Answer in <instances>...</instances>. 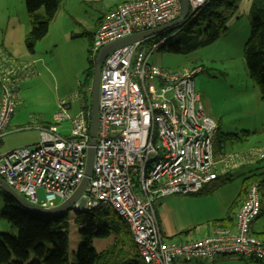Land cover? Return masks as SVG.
I'll return each mask as SVG.
<instances>
[{"label": "built area", "instance_id": "1", "mask_svg": "<svg viewBox=\"0 0 264 264\" xmlns=\"http://www.w3.org/2000/svg\"><path fill=\"white\" fill-rule=\"evenodd\" d=\"M187 1L189 19L209 0ZM180 13V0L122 2L103 15L91 53L94 56L115 39L170 23ZM150 38L118 46L102 62L91 175L72 208H111L127 223L146 264H187L217 254L264 263V241L251 231L261 211L255 181L247 185L233 227H215L188 240L169 239L163 233L155 210L158 198L200 193L231 168L264 159V145L226 154L221 144L217 154V123L204 110L194 87L200 68L169 71L151 63L150 54L159 42H148ZM36 74L33 60L15 57L0 46V143L19 98L20 82ZM69 103L59 101L54 123L38 127L37 142L0 151V177L42 208L64 201L84 177L90 109L71 115ZM66 120L70 131L61 134L56 124Z\"/></svg>", "mask_w": 264, "mask_h": 264}, {"label": "rangeland", "instance_id": "2", "mask_svg": "<svg viewBox=\"0 0 264 264\" xmlns=\"http://www.w3.org/2000/svg\"><path fill=\"white\" fill-rule=\"evenodd\" d=\"M100 3L96 0H61L49 22L47 33L36 41L34 52L30 53L24 45L25 35L30 29L24 0H0V46L3 47L4 43L5 50H14L17 53L23 51L24 55L20 58L35 59L41 68L40 74L35 75L36 78H26L32 80L24 92H19L20 101H25L26 105L24 113L28 111L38 119L45 116L48 123L53 124L52 116L58 109L59 101L66 99L74 105L82 100L80 83L85 77L87 59L93 56L90 53L88 33L95 31L101 12ZM248 24L250 32L249 21ZM242 30L243 26L240 24L232 27L229 32H222L211 44L188 54L177 53L165 46L154 49L149 57L151 63L169 71L183 67L200 68L193 78L194 87L201 96L204 110L217 123V137L222 141V150L226 154L246 153L252 148L264 145V101L244 65V43H238L236 38V33ZM149 44L145 43L143 46L149 48ZM21 127L26 130L9 136V143L14 144L13 146L19 145L24 137L32 142L38 136V130H35L33 124ZM56 127L61 134H68L70 122H59ZM260 166H264V159L231 168L227 175L219 176L208 184L203 192L170 194L158 198L155 210L166 214L168 224L173 228L187 231L174 235L175 240L180 237L194 239V236L198 237L206 232L214 219L225 216L230 209L232 213L235 212L234 202L243 187L250 182L247 179L251 174L249 172L259 171ZM259 193L261 213L253 223V231L258 233L261 230L260 224L264 225V186L260 187ZM38 198L43 199L42 189L38 190ZM3 205V196L0 193V232L15 235L16 227L2 216ZM67 216V264H76L82 235L74 220L75 209L70 208ZM1 224L5 226L2 227ZM110 242L111 237H94L92 246L99 251ZM211 259L207 258L203 263L263 264L251 258L231 254H217Z\"/></svg>", "mask_w": 264, "mask_h": 264}, {"label": "trees", "instance_id": "3", "mask_svg": "<svg viewBox=\"0 0 264 264\" xmlns=\"http://www.w3.org/2000/svg\"><path fill=\"white\" fill-rule=\"evenodd\" d=\"M60 2L61 0H24L30 23L24 45L30 53L33 52L36 41L47 33L49 22ZM236 7V0H209L191 18H186L172 30L151 37L148 42L158 41L155 49L167 46L168 49L177 53L188 54L214 42L227 29V17L223 11L233 12ZM248 16L250 32L243 44L242 56L249 76L258 87L260 98L264 101V0H251ZM101 19L98 23L96 22L95 30ZM94 32L88 33L89 47L93 41ZM94 57H88V65L84 70L85 77L80 83L85 110L90 109ZM217 134L218 130L215 146L222 144ZM259 168V171H250L251 174L247 179L250 182H257L260 188L264 186V166ZM247 185L239 193L234 202L235 205L243 201ZM204 190L206 187L201 192ZM0 193L4 201L2 216L17 229L15 235L0 232V264H67V211L55 216L37 214L22 209L9 194L1 190ZM231 211L232 209L225 216L214 219L211 226L231 227L235 213ZM75 213L74 220L78 223V231L82 235V241L77 249L76 264H146L137 251L127 223L111 208L75 210ZM183 232L187 231L183 230L177 234ZM256 236L264 241V230ZM94 237H111V242L97 251L92 246ZM169 239L174 238L172 236Z\"/></svg>", "mask_w": 264, "mask_h": 264}, {"label": "crops", "instance_id": "4", "mask_svg": "<svg viewBox=\"0 0 264 264\" xmlns=\"http://www.w3.org/2000/svg\"><path fill=\"white\" fill-rule=\"evenodd\" d=\"M96 1L101 2L100 4L102 5L101 6L100 16L98 17V19L96 21L98 23V21L101 19V17L108 10L113 9L116 6H118L119 4H121L122 2H125V1H128V0H96ZM250 1L251 0H236V6L237 7H236V9L233 12L232 11H228V10H224L223 11L225 16L227 17V21H226L227 29L224 31V33L226 31L229 32V30L232 27L239 26V24H240V26H243V30L241 32H239V33H236V38L238 40V43H244L246 38H247V36L249 35V24H248L249 16H248V12H249ZM232 40H235V38L232 37ZM2 45L6 49V47L4 46V43ZM7 51L9 53H11L13 56L18 57V58L23 57V55H24L23 51L21 53H17L14 50L13 51L7 50ZM33 52H34V50H33ZM26 60H33L34 61L35 68L37 69V74L36 75H39L40 71H41V68L37 64V60H35V59H26ZM34 77L36 78V76H34ZM31 80L24 79L19 84V91H18L19 101L17 99V102H16L15 107H14V111H13V113L11 115V119L9 121V125H8V128H7V131L1 138L0 151H7V150L11 149L12 147H17V146H20V145H31V144H34L38 140V136H37L36 140H34L32 142L30 140H28L26 137H24L22 139V141L19 142V145H16V146H13L14 144L9 143L8 139H9V136L12 133L17 132V131L26 130V128L22 129V127H21V126H23L25 124H33V126L36 128L35 130H38L39 126L45 125V124H47L49 122V121L46 120L45 116H41V118L38 119V118L34 117V115L31 114L28 111L26 113H24V111L26 110V105L24 104L25 101H23V102L20 101L21 95H20L19 92H20V90L24 92L25 89L28 88V86H29L28 83ZM82 96H83V94H82ZM84 102H85L84 96H83L82 100H79V101L75 102L74 105H73L72 102H70L69 103V108H68L69 113L71 115H76L80 111V109L83 108ZM77 103H79V104H77ZM22 123H24V124H22ZM37 133H38V131H37ZM219 146H220V144L215 146V151H216L217 154H218ZM241 202H242V200L239 203H237L235 212L238 209V207L240 206ZM156 213H157V216H158V219H159L160 227H161V229H162V231H163V233L165 234L166 237H168V238L172 237V236L176 235L177 233L183 231V230H180V228H173L170 224H168V221L166 219V214L164 215L163 212H160L158 210L156 211ZM260 213H261V211H260ZM234 215H235V213H234ZM254 221H253V223H255ZM253 223L251 225V231H252V233L254 235H256V233H258V232H254L253 231ZM233 225H234V220H233V223H231L230 226L233 227ZM4 226L5 225L3 224L2 227H4ZM260 227H261L260 232H262L264 230V225L262 226V224H260ZM214 229H215V227L211 226L206 232H202L198 237L197 236H194V237L195 238L203 237V236L211 233ZM178 240H188V238L187 237H185V238L180 237ZM205 260H207V259H202V260H197V261H194V260L193 261H188L187 264H204L203 261H205Z\"/></svg>", "mask_w": 264, "mask_h": 264}, {"label": "water", "instance_id": "5", "mask_svg": "<svg viewBox=\"0 0 264 264\" xmlns=\"http://www.w3.org/2000/svg\"><path fill=\"white\" fill-rule=\"evenodd\" d=\"M181 3V13L177 19L174 21L164 24L162 26L152 28L149 30H144L136 32L125 37L115 39L109 43L104 44L94 55V70L90 85V122H89V146L86 150V164L84 177L73 191V193L66 198L64 201L58 203L57 205L50 208H42L33 205L26 201L21 195H19L13 188H11L1 177H0V190L9 194L14 201L24 210H28L37 214H43L47 216H55L60 213L68 211L72 208V205L78 199L80 194L86 187L92 170L93 154H94V144L96 138L97 130V111H98V84L99 76L101 71V65L104 58L111 52L114 48L121 46L123 44L131 43L133 41L153 37L164 31L172 30L174 27L180 25L188 16L189 4L187 0H180Z\"/></svg>", "mask_w": 264, "mask_h": 264}]
</instances>
